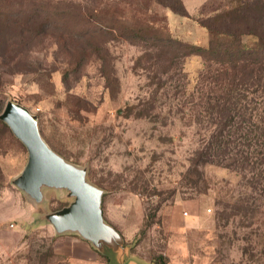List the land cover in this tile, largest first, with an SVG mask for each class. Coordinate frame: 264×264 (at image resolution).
Wrapping results in <instances>:
<instances>
[{
  "label": "rangeland",
  "instance_id": "1",
  "mask_svg": "<svg viewBox=\"0 0 264 264\" xmlns=\"http://www.w3.org/2000/svg\"><path fill=\"white\" fill-rule=\"evenodd\" d=\"M183 2L188 17L167 8L172 0H0V112L8 101L29 109L45 143L102 190L103 220L124 249L99 241L108 264H127L126 253L150 264H264V194L257 212L217 221L219 201L251 194L241 176L201 165L200 193L188 186L203 118L197 108L184 116L175 106L190 110L203 59L176 60L185 77L177 80L170 50L123 31L135 21H159L180 41L203 45V18L249 6V24L264 0ZM176 84L184 89L176 93ZM141 104L153 109L139 113ZM0 123V227L8 230L0 244L16 245L0 253V264L55 261L54 231L44 216L72 199L43 188L37 203L12 184L27 153Z\"/></svg>",
  "mask_w": 264,
  "mask_h": 264
},
{
  "label": "trees",
  "instance_id": "2",
  "mask_svg": "<svg viewBox=\"0 0 264 264\" xmlns=\"http://www.w3.org/2000/svg\"><path fill=\"white\" fill-rule=\"evenodd\" d=\"M167 8L177 16L188 17L182 0H172ZM248 8L235 6L212 20L208 16L203 18L200 25L208 39L203 45L180 41L159 21H135L123 29L128 38L170 50L169 69L177 80L184 76L176 60L181 57L183 61L191 57L203 59L199 83L189 96L190 110L184 112L179 110L178 104L175 106L176 113L183 112L184 116L197 108L203 118L197 121L202 126L203 143L192 154L190 164L194 171L188 186L200 193L197 167L214 164L240 175L244 181L240 185L251 190V194L246 190L241 192L232 203L219 201L222 211L216 212L217 221H227L240 210L257 212L256 202L264 194V22L259 20L264 18V4L259 6L262 13L253 16L249 24L246 21ZM184 86L176 84V93L177 88L184 89ZM142 106L139 113L153 109L152 105Z\"/></svg>",
  "mask_w": 264,
  "mask_h": 264
},
{
  "label": "water",
  "instance_id": "3",
  "mask_svg": "<svg viewBox=\"0 0 264 264\" xmlns=\"http://www.w3.org/2000/svg\"><path fill=\"white\" fill-rule=\"evenodd\" d=\"M0 121L27 153L26 163L12 184L37 203L42 201L43 188L65 190L72 199L66 207L44 216L54 234H76L98 252L101 240L108 247L117 243L123 249L120 235L103 220L102 190L87 180L84 168L65 161L45 143L37 116L23 105L8 101L0 112Z\"/></svg>",
  "mask_w": 264,
  "mask_h": 264
},
{
  "label": "crops",
  "instance_id": "4",
  "mask_svg": "<svg viewBox=\"0 0 264 264\" xmlns=\"http://www.w3.org/2000/svg\"><path fill=\"white\" fill-rule=\"evenodd\" d=\"M206 1L207 0H203L200 6ZM184 7L185 9L187 8L185 5ZM0 233H8V230L1 226ZM53 237L51 246L53 254H51V257L54 256L56 259L55 261L48 259L44 264H59L61 261H64L67 264H108V259L105 256H102L89 242L81 239L76 234H53ZM15 249V244H11L10 246L7 244H0V253L8 254ZM126 261L127 264H150L148 262L131 259L129 256Z\"/></svg>",
  "mask_w": 264,
  "mask_h": 264
},
{
  "label": "built area",
  "instance_id": "5",
  "mask_svg": "<svg viewBox=\"0 0 264 264\" xmlns=\"http://www.w3.org/2000/svg\"><path fill=\"white\" fill-rule=\"evenodd\" d=\"M184 215L186 216V213H184Z\"/></svg>",
  "mask_w": 264,
  "mask_h": 264
}]
</instances>
